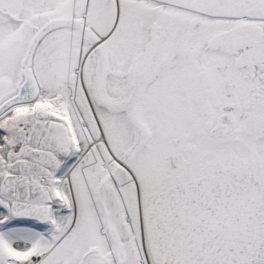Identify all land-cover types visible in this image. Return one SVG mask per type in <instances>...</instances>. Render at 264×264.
<instances>
[{
	"label": "snow or ice",
	"instance_id": "obj_1",
	"mask_svg": "<svg viewBox=\"0 0 264 264\" xmlns=\"http://www.w3.org/2000/svg\"><path fill=\"white\" fill-rule=\"evenodd\" d=\"M0 264H264V0H0Z\"/></svg>",
	"mask_w": 264,
	"mask_h": 264
}]
</instances>
